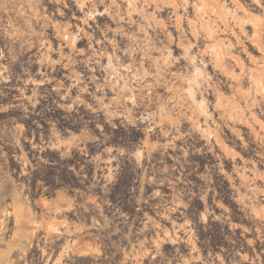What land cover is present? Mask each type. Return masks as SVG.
<instances>
[{
  "label": "rangeland",
  "instance_id": "obj_1",
  "mask_svg": "<svg viewBox=\"0 0 264 264\" xmlns=\"http://www.w3.org/2000/svg\"><path fill=\"white\" fill-rule=\"evenodd\" d=\"M45 84L95 126L39 140L0 115V264H264V0H0V113L31 112ZM45 148L94 172L33 196ZM125 160L132 212L109 198ZM223 235L242 248L215 251Z\"/></svg>",
  "mask_w": 264,
  "mask_h": 264
},
{
  "label": "trees",
  "instance_id": "obj_2",
  "mask_svg": "<svg viewBox=\"0 0 264 264\" xmlns=\"http://www.w3.org/2000/svg\"><path fill=\"white\" fill-rule=\"evenodd\" d=\"M41 89H43L41 102L36 108L31 107V112H25L22 108H11L8 112H2L0 115L18 117L27 125L31 135L33 131L36 132L39 140L41 136L48 138L53 129L58 130L62 134H69L70 131H80L84 126L92 128L95 126V118L93 115L85 112V107L66 111L59 107V103L62 102V100L57 91L52 89L50 84H45ZM131 129L136 128L129 127V129H124L120 127L113 129L110 125H107L104 131H106L109 141L115 146L125 144L130 148V144L135 142L132 138V133L134 132H129ZM96 130L99 131L98 128H96ZM139 134L140 132H137L136 137H138ZM102 139H104V137ZM29 153L32 156L33 149L29 150ZM39 155L43 158L42 163L31 167L29 172L22 176V179H24L23 181L32 186L33 196H40L42 194L52 195L56 190L61 188H67L71 191L82 188L83 185L79 173L91 175L92 172H94L93 169H85L86 165L91 164L87 163L88 156L78 149H73L69 154H64L63 150L45 148ZM198 157L202 162L203 156L199 155ZM127 162L128 161L125 160L124 164H122L124 166H121L116 180L113 182L109 198L112 204L118 206V208L126 212H132V209L137 206L132 195L135 174L131 166L130 168L129 166H125ZM12 165L14 166L15 163L12 162ZM196 178L198 177L196 176ZM40 182H42V184H40ZM213 186L218 189L221 199L233 209L235 219L239 222H245V220L241 218L242 213L238 210V205L231 196L228 184L227 186L226 184L221 185L216 178ZM197 202L200 201L197 200ZM193 205L195 204L192 203L191 209H194ZM208 226L201 224L199 227L202 239L213 237L211 231L207 229ZM230 233L232 234L231 231ZM210 241L215 251L223 252L220 246L227 247V251L224 252L227 255L228 251L232 254L234 250L242 248L239 238H236V243L234 244L227 239V235L222 236L221 243H217L213 238ZM230 258L231 256H227L228 261Z\"/></svg>",
  "mask_w": 264,
  "mask_h": 264
}]
</instances>
